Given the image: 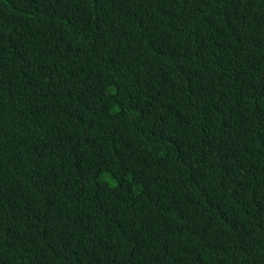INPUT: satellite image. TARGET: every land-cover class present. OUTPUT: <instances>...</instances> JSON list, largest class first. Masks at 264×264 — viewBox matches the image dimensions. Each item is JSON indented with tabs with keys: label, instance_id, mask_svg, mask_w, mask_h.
<instances>
[{
	"label": "trees",
	"instance_id": "1",
	"mask_svg": "<svg viewBox=\"0 0 264 264\" xmlns=\"http://www.w3.org/2000/svg\"><path fill=\"white\" fill-rule=\"evenodd\" d=\"M0 264H264V0H0Z\"/></svg>",
	"mask_w": 264,
	"mask_h": 264
}]
</instances>
